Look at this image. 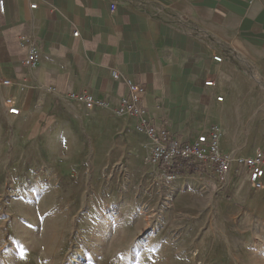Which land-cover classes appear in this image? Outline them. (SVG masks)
Returning a JSON list of instances; mask_svg holds the SVG:
<instances>
[{
    "label": "crops",
    "instance_id": "0c3cea01",
    "mask_svg": "<svg viewBox=\"0 0 264 264\" xmlns=\"http://www.w3.org/2000/svg\"><path fill=\"white\" fill-rule=\"evenodd\" d=\"M4 2L0 150L2 167L13 159L12 174L49 165L65 175L80 168L86 155L100 159L107 149L116 155L127 147L134 159L145 158L149 146L138 118L116 113L128 79L146 87L148 118L180 139L218 125L222 152H264V0ZM31 42L39 50L33 68L24 64ZM208 79L214 85H206ZM81 91L105 103L66 97ZM8 97L19 114L8 112ZM241 173L232 179L231 198L215 196L219 184L209 174L177 175L194 176L195 182L183 184L176 206H188L183 195L206 193L199 202L214 209V225L221 220L227 226L228 237L205 244L207 256L219 264H240L244 257L252 264L264 253L255 241L256 224L264 226V178L256 189ZM197 202L191 199L190 206ZM214 225L207 227L210 239Z\"/></svg>",
    "mask_w": 264,
    "mask_h": 264
},
{
    "label": "rangeland",
    "instance_id": "374dc122",
    "mask_svg": "<svg viewBox=\"0 0 264 264\" xmlns=\"http://www.w3.org/2000/svg\"><path fill=\"white\" fill-rule=\"evenodd\" d=\"M6 160L4 168L0 150V264H219L205 244L229 231L221 220L214 225V209L199 202L207 194L183 195L188 206H176L194 176L168 180L127 147L116 155L107 149L100 159L90 153L65 175L49 165L15 175L13 159ZM216 190V197H232V186ZM256 226L264 249V226ZM252 264H264V253Z\"/></svg>",
    "mask_w": 264,
    "mask_h": 264
},
{
    "label": "built area",
    "instance_id": "2783aa9c",
    "mask_svg": "<svg viewBox=\"0 0 264 264\" xmlns=\"http://www.w3.org/2000/svg\"><path fill=\"white\" fill-rule=\"evenodd\" d=\"M32 6L34 7L35 4ZM115 8L116 5L111 4V9ZM4 10L5 2L0 0V11L4 12ZM38 59V47L34 42H31L24 64L29 68H33ZM214 59L222 61L223 58L216 55ZM3 82L9 83V80ZM125 82L128 93L121 98L116 113L138 118L137 129L146 133L147 145L149 146L145 162L161 170L166 179H175L177 177L176 172H174L176 167L182 162H189L195 164L199 171L216 178L219 184L218 188L225 193L231 189L232 179L239 173V170L248 175L254 188L260 189L263 187V151H258L251 156H233L222 152L220 148L221 130L218 125L210 126L207 130L197 134L194 139L182 140L169 128L158 126L151 118H148L146 109L142 105L146 87L130 79ZM205 84L212 86L214 80L208 79ZM66 97L86 104L105 103L104 99L97 100L87 91L72 92L67 94ZM217 100L222 101L223 96H218ZM5 103L8 106L9 113L19 114L20 109L14 105L11 97H8Z\"/></svg>",
    "mask_w": 264,
    "mask_h": 264
},
{
    "label": "trees",
    "instance_id": "16d2710c",
    "mask_svg": "<svg viewBox=\"0 0 264 264\" xmlns=\"http://www.w3.org/2000/svg\"><path fill=\"white\" fill-rule=\"evenodd\" d=\"M198 168L197 166H195V164L193 163H189V162H182L180 163L176 169L174 170V172H176V174H194L196 172H198Z\"/></svg>",
    "mask_w": 264,
    "mask_h": 264
}]
</instances>
